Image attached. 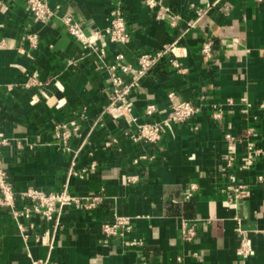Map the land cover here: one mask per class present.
Masks as SVG:
<instances>
[{"label": "crops", "instance_id": "obj_1", "mask_svg": "<svg viewBox=\"0 0 264 264\" xmlns=\"http://www.w3.org/2000/svg\"><path fill=\"white\" fill-rule=\"evenodd\" d=\"M47 1L61 9L40 23L23 2L0 0L8 4L0 5V40L5 42L0 49V139L8 143L0 158L16 191L35 187L53 192L69 181L78 195L104 193L106 200L95 211L63 214L53 251L57 264H264V179L257 181L264 177V156L249 171L235 170L250 185L249 198L233 202L221 192L228 184L221 171L226 132L240 135L255 127V145L264 152V0H160L180 15L176 28L156 19L157 9L146 0ZM192 4L213 7L182 36L196 18ZM117 7L131 42H100L103 66L67 32L62 16L70 12L86 33L103 32ZM30 36L37 37L35 46ZM208 38L213 39L211 58L201 53ZM178 39L179 68L167 58L149 72L132 94L134 114L139 123L165 121L173 103L181 101H191L199 112L186 123L167 124L158 143H134L124 135L130 128L124 119L103 114L111 93L107 67L119 53L136 65L141 54ZM35 75L37 83L29 82ZM150 104L158 112L148 117ZM215 113L222 119H215ZM73 121L80 126L79 135L69 141L79 150L76 171L92 161L98 166L68 178L71 155L55 128ZM110 137L119 143L106 147ZM245 145L239 143L238 163ZM192 184L197 190L187 201L184 191ZM114 213L132 218L127 239H139L142 246L126 247L121 238L104 240L101 224ZM195 219L209 222L201 223L196 239L187 242L182 223ZM20 220L34 223L28 243L11 210L0 207V264H31L47 256L34 235L52 230V224L38 217ZM241 231L253 238L256 255L250 259L237 253Z\"/></svg>", "mask_w": 264, "mask_h": 264}, {"label": "built area", "instance_id": "obj_2", "mask_svg": "<svg viewBox=\"0 0 264 264\" xmlns=\"http://www.w3.org/2000/svg\"><path fill=\"white\" fill-rule=\"evenodd\" d=\"M21 1L24 3L26 9L32 14L34 20L40 23H47L59 13L61 6L51 7L47 0H7L8 3ZM262 1V0H259ZM1 9H4L8 4L0 3ZM146 5L151 9H157L156 19L167 22L172 28L178 26L180 15L172 12V10L162 3L160 0H146ZM213 6L206 8H197L194 4L191 8L196 12L195 20L188 23V27L184 30L183 35L188 33L190 29L194 28L203 17L207 16L212 10ZM111 21L109 27L105 31H92L86 33L82 25L73 17V15L66 11L62 16V21L66 27L67 32L78 41L85 50L95 54L96 60L101 65L104 64V45L99 46L100 42H110L112 44L125 46L131 42V34L127 28L125 18L119 7L115 8L110 13ZM180 36L179 39L182 38ZM31 45L37 44V37L30 36ZM164 45L160 50L153 53H143L138 57L137 64L125 62L123 53H119L117 60L108 65L110 72L111 93L109 95V102L103 112L108 114L115 120L124 119L130 126L124 132L134 143L153 144L162 140L166 131L167 124H182L186 123L198 112L191 101H181L173 103L171 106V113L165 121H147L139 123L138 118L134 114V102L132 94L149 74V72L162 60L169 59L170 63L179 68L177 53V43ZM213 39L208 38L201 47V53L211 58L212 57ZM5 48L4 40H0V49ZM31 80L37 83L36 75ZM174 94L170 95L173 98ZM260 108L264 110V101L260 104ZM248 108L244 109V113ZM158 112V108L154 104H150L145 109V114L148 117L153 116ZM215 119H222L221 113L214 114ZM96 125V124H95ZM133 128V129H132ZM56 134L62 140L66 151L71 155V167L69 177H82L88 171L95 170L98 166L97 161H92L89 166L82 171H76L75 165L79 155V150L70 147L69 141L73 135H79L80 126L75 121L71 123H62L56 126ZM257 137V130L255 127L245 128L240 135H236L228 131L224 135L226 145V153L222 157L221 171L228 177V184L221 189V192L230 197V200L236 202L238 200L247 199L251 196L250 185L239 178L235 174L238 172H245L252 169L260 157L264 156V152L258 149L255 145ZM245 142V154L238 163L237 153L239 143ZM117 137H110L105 142L106 147H111L118 144ZM8 144L5 140L0 139V149L2 146ZM143 155L139 159H145ZM138 160H136L137 162ZM263 175L257 177L258 182H262ZM131 180H134L132 178ZM197 190V185L192 184L184 191V199L189 201L193 198L194 192ZM106 197L104 193L87 195H78L71 191L70 183L67 181L60 190L47 192L35 187H27L21 191H16L10 179L8 172L2 166L0 158V207L11 210L13 217L18 223L21 236L25 243H28L32 235L31 230L35 229L34 223L26 225L21 218L32 219L38 217L45 223L52 224V230H47L43 234L34 235L35 242L47 249V256L44 259H32L31 264H57L53 257V251L57 239L58 232L63 229L62 216L69 209H78L83 211H95L101 204L104 203ZM21 209H18V206ZM209 220L195 219L184 220L182 223V236L187 242H192L196 239L198 231L197 227ZM134 223L132 218L128 216H121L114 213L111 220L103 221L101 230L104 240L108 241L111 238L123 239L126 247L142 246L143 241L139 239H127V236L133 231ZM237 253L244 259H250L256 255L255 246L251 233L240 232L239 247ZM146 264V263H144Z\"/></svg>", "mask_w": 264, "mask_h": 264}]
</instances>
